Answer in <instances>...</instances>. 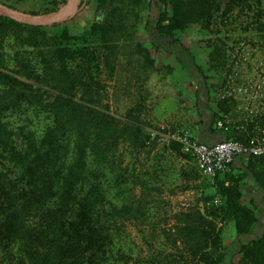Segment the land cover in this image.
Segmentation results:
<instances>
[{
	"label": "rangeland",
	"instance_id": "rangeland-1",
	"mask_svg": "<svg viewBox=\"0 0 264 264\" xmlns=\"http://www.w3.org/2000/svg\"><path fill=\"white\" fill-rule=\"evenodd\" d=\"M108 1L106 9L98 6V0H86L80 13L66 25L72 33L82 32L95 18L109 13L111 36L106 43L96 45L104 103L120 120V126L135 115L151 133L149 139L132 135L121 142L112 180L98 173L104 197L99 209L105 224L116 232L118 264H198L202 251L199 232L201 226L206 230L211 224L221 238V251L228 252L229 264L235 252L227 247L236 246L238 239L232 220L207 212L205 197L214 190L208 185L211 178L200 173L193 156L177 153L170 146L172 141L161 139L159 132L161 125L181 127L195 139L203 136L206 140L214 131L210 126L213 111L224 97L231 104L225 117L236 127L244 122L243 89L264 93V18L257 25L241 14L240 19L221 24L219 29L195 21L181 33L186 48L157 46L148 27L149 20L157 16L152 0ZM40 3L29 0L21 7L33 10ZM237 13L240 11L235 8L233 14ZM59 29L45 28L47 36ZM35 32L10 25L0 39V70L17 71L21 79L33 81L30 77L40 67L39 60L49 57L47 36L34 37ZM258 105H262L260 100ZM3 121L13 139L12 145L0 147L4 178L14 177L25 165H32L39 178L51 161L42 144L53 121L50 112L23 104L8 111ZM240 164L235 163L236 170ZM91 177L88 168L87 179ZM43 179L46 175L37 184L40 189L45 185ZM243 194L246 203L255 199L259 209L264 208V191L253 178L245 181ZM261 227L260 223L255 233H260ZM206 247L212 249L209 242ZM127 252L130 257L125 262Z\"/></svg>",
	"mask_w": 264,
	"mask_h": 264
},
{
	"label": "trees",
	"instance_id": "trees-1",
	"mask_svg": "<svg viewBox=\"0 0 264 264\" xmlns=\"http://www.w3.org/2000/svg\"><path fill=\"white\" fill-rule=\"evenodd\" d=\"M0 1L33 13L56 10L66 2L41 0L38 8L28 10L21 6L29 0ZM152 2L157 7V16L149 20L148 27L157 46L185 47L181 33L195 21H205L208 26L214 24L219 29L221 24L240 19L241 14L257 25L264 18V0ZM98 6L107 9L110 3L98 0ZM235 8L240 13L234 15ZM108 17L107 12L95 18L88 29L78 33L71 32L67 21L54 23L50 27L60 29L47 36V26L22 24L0 15L1 41L10 25L35 30L34 37L47 36L49 40V57L39 60L40 67L30 77L33 81L21 79L17 71L0 70V147L13 142L3 121L8 111L26 104L50 112L53 119L42 142L45 152L51 156L46 172L38 178L35 168L25 165L20 173L6 179L0 169V264H118L120 261L116 232L105 224L99 209L104 197L99 190L98 173L112 180L121 142L132 135L149 139L151 133L145 131L141 119L135 115L120 126V120L104 103L106 93L96 45L106 43L111 36ZM28 42H33L32 37ZM217 107L211 129L226 138L244 140L246 133L235 125L228 131L213 127L215 120L227 116L231 104L224 97L217 102ZM170 146L179 154L183 152L174 141ZM237 161H241L238 170ZM88 168L92 172L89 179ZM45 175V185L40 189L37 184ZM248 178H253L258 189L264 191V155L237 157L228 170L208 180L214 190L205 197L207 212L230 219L235 226L238 244L227 247V251L235 252L229 264H264V208L259 209L255 199L249 203L244 201L243 186ZM260 223L261 232L255 233ZM199 235L202 251L198 264H228V252L221 251L215 224L206 230L201 226ZM208 242L211 250L203 248ZM125 256L127 262L128 252Z\"/></svg>",
	"mask_w": 264,
	"mask_h": 264
},
{
	"label": "built area",
	"instance_id": "built-area-1",
	"mask_svg": "<svg viewBox=\"0 0 264 264\" xmlns=\"http://www.w3.org/2000/svg\"><path fill=\"white\" fill-rule=\"evenodd\" d=\"M246 93V113L244 122L237 128L246 133L244 140L226 138L223 134L218 141H200L193 137L188 129L181 127L168 128L161 125L160 138L178 143L181 150L193 156L200 173L214 178L218 172L230 168L237 157L248 155H264V93ZM261 101V107L258 105ZM232 122L228 118L215 120L213 127L221 131H228Z\"/></svg>",
	"mask_w": 264,
	"mask_h": 264
},
{
	"label": "water",
	"instance_id": "water-1",
	"mask_svg": "<svg viewBox=\"0 0 264 264\" xmlns=\"http://www.w3.org/2000/svg\"><path fill=\"white\" fill-rule=\"evenodd\" d=\"M86 0H66L56 10L33 13L9 6L0 1V15L17 22L34 26H49L54 23L69 21L75 18L84 8Z\"/></svg>",
	"mask_w": 264,
	"mask_h": 264
},
{
	"label": "crops",
	"instance_id": "crops-1",
	"mask_svg": "<svg viewBox=\"0 0 264 264\" xmlns=\"http://www.w3.org/2000/svg\"><path fill=\"white\" fill-rule=\"evenodd\" d=\"M208 137L209 138H207L205 140V138H203V136H201V139L200 140H202V141H208V142H213V141L217 140L218 138H221L222 137V133L216 130V131H213L212 134L210 136H208Z\"/></svg>",
	"mask_w": 264,
	"mask_h": 264
}]
</instances>
